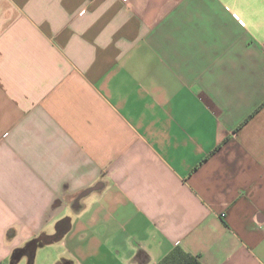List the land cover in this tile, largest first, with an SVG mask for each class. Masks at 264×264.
I'll return each instance as SVG.
<instances>
[{
  "label": "crops",
  "instance_id": "1",
  "mask_svg": "<svg viewBox=\"0 0 264 264\" xmlns=\"http://www.w3.org/2000/svg\"><path fill=\"white\" fill-rule=\"evenodd\" d=\"M264 264V0H0V264Z\"/></svg>",
  "mask_w": 264,
  "mask_h": 264
},
{
  "label": "trees",
  "instance_id": "2",
  "mask_svg": "<svg viewBox=\"0 0 264 264\" xmlns=\"http://www.w3.org/2000/svg\"><path fill=\"white\" fill-rule=\"evenodd\" d=\"M159 264H201L197 257L183 251L180 248L175 249Z\"/></svg>",
  "mask_w": 264,
  "mask_h": 264
}]
</instances>
